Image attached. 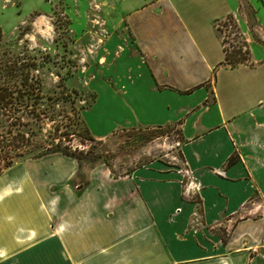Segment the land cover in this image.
Masks as SVG:
<instances>
[{
  "label": "crops",
  "instance_id": "1",
  "mask_svg": "<svg viewBox=\"0 0 264 264\" xmlns=\"http://www.w3.org/2000/svg\"><path fill=\"white\" fill-rule=\"evenodd\" d=\"M12 1L24 3L0 5ZM88 1L107 31L90 135L176 125L186 174L100 163L81 181L60 152L13 162L0 171V264H264V0H244L252 30L241 0H75L76 23ZM225 17L247 49L233 66L215 27Z\"/></svg>",
  "mask_w": 264,
  "mask_h": 264
},
{
  "label": "rangeland",
  "instance_id": "2",
  "mask_svg": "<svg viewBox=\"0 0 264 264\" xmlns=\"http://www.w3.org/2000/svg\"><path fill=\"white\" fill-rule=\"evenodd\" d=\"M22 1L23 6L13 1L0 5V84L18 88L36 82L39 96H20L16 114L21 123L17 129L27 141L24 153L14 157L13 162L48 152L59 142L61 146L83 150L94 145L95 150L102 152L98 162L114 176L149 160L161 161L181 171L176 125L150 131L117 130L102 137L100 143L87 139L90 133L82 113L93 100L88 85L96 65L102 63L98 49L107 32L96 13L97 6L91 1L81 5L84 21L76 23L75 0H43L27 9L29 3ZM240 7L252 30L253 10L244 0ZM215 27L226 52L246 59L245 44L234 21L225 17ZM253 38L261 41L256 35ZM59 135L62 138L58 141ZM138 135L146 138L136 141ZM90 165L81 161L79 180H84Z\"/></svg>",
  "mask_w": 264,
  "mask_h": 264
},
{
  "label": "trees",
  "instance_id": "3",
  "mask_svg": "<svg viewBox=\"0 0 264 264\" xmlns=\"http://www.w3.org/2000/svg\"><path fill=\"white\" fill-rule=\"evenodd\" d=\"M224 50V62L230 66L241 63L244 57H235L234 54H228L223 46ZM244 53H247L246 47L244 48ZM237 53V51L235 52ZM39 88L36 82L24 83L23 86L16 88L14 85L0 84V171L13 163V158L21 156L24 152V145L27 138L21 133L17 126L20 125L19 116L16 112L19 109L21 103V94L25 96H32L34 98L38 97ZM171 124H166L163 126H151V127H129L121 128L120 131H150L155 129H160L163 127L170 126ZM117 131V130H115ZM113 131V132H115ZM112 132V133H113ZM62 136L59 135L57 140H61ZM146 137L138 135L136 141L143 140ZM87 139L94 143H100V139H95L91 135H87ZM48 152H60L66 156H70L75 159L77 165L76 174H79L81 161H87L90 163V167L96 165L99 158L102 156L100 150H95L94 145H89L85 150L77 149L76 147H71L67 145L61 146L59 142H56L54 146L49 149ZM40 152L30 158L40 156L42 154L48 153ZM81 182H78V184Z\"/></svg>",
  "mask_w": 264,
  "mask_h": 264
},
{
  "label": "built area",
  "instance_id": "4",
  "mask_svg": "<svg viewBox=\"0 0 264 264\" xmlns=\"http://www.w3.org/2000/svg\"><path fill=\"white\" fill-rule=\"evenodd\" d=\"M181 172L183 173V174H186V170H181ZM194 186H191V188H193ZM186 191V187L184 188V192Z\"/></svg>",
  "mask_w": 264,
  "mask_h": 264
}]
</instances>
